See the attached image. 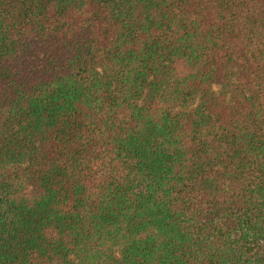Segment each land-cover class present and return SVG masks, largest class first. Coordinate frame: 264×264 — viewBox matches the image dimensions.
Listing matches in <instances>:
<instances>
[{
  "label": "trees",
  "instance_id": "1",
  "mask_svg": "<svg viewBox=\"0 0 264 264\" xmlns=\"http://www.w3.org/2000/svg\"><path fill=\"white\" fill-rule=\"evenodd\" d=\"M0 264H264V0H0Z\"/></svg>",
  "mask_w": 264,
  "mask_h": 264
}]
</instances>
